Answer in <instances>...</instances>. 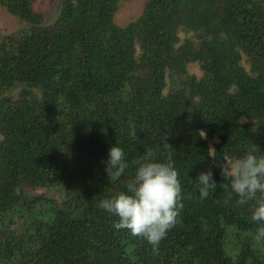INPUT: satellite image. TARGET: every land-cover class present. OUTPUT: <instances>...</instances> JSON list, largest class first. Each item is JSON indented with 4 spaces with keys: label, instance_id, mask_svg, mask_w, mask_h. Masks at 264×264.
<instances>
[{
    "label": "trees",
    "instance_id": "trees-1",
    "mask_svg": "<svg viewBox=\"0 0 264 264\" xmlns=\"http://www.w3.org/2000/svg\"><path fill=\"white\" fill-rule=\"evenodd\" d=\"M33 1L0 0L26 24L0 36V264H264L256 201L221 175L264 153V0H145L124 27L120 0H61L49 23ZM114 144L129 166L109 181ZM168 158L184 206L153 250L98 202Z\"/></svg>",
    "mask_w": 264,
    "mask_h": 264
},
{
    "label": "clouds",
    "instance_id": "clouds-1",
    "mask_svg": "<svg viewBox=\"0 0 264 264\" xmlns=\"http://www.w3.org/2000/svg\"><path fill=\"white\" fill-rule=\"evenodd\" d=\"M132 163L136 167L126 191L101 199L98 207L117 218L112 225L114 229H127L132 236L144 239L153 250H157L168 231L177 223L184 206L179 173L171 158ZM128 166L123 149L112 145L105 162L108 180H118ZM221 175L228 181L224 187L230 188L231 193L236 195L238 205L256 201L250 220L262 225L257 228L255 239L264 240V153L251 145L242 156L233 158L227 167L222 165ZM195 181L201 199L217 187L211 170L200 171Z\"/></svg>",
    "mask_w": 264,
    "mask_h": 264
},
{
    "label": "rangeland",
    "instance_id": "rangeland-1",
    "mask_svg": "<svg viewBox=\"0 0 264 264\" xmlns=\"http://www.w3.org/2000/svg\"><path fill=\"white\" fill-rule=\"evenodd\" d=\"M61 0H34L33 8L36 12L44 16L45 23L51 22L59 9ZM145 0H120L119 8L115 14V22L119 26H126L135 21L142 13ZM26 24L15 17L10 16L0 5V36L22 30ZM184 36L181 35V38ZM245 67L246 64L244 63ZM188 71L196 76L201 75L198 65H190ZM231 162L227 161L224 165L227 167Z\"/></svg>",
    "mask_w": 264,
    "mask_h": 264
}]
</instances>
